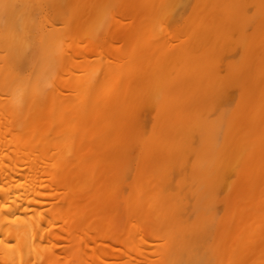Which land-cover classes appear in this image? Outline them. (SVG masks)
I'll return each mask as SVG.
<instances>
[{
	"label": "bare ground",
	"instance_id": "1",
	"mask_svg": "<svg viewBox=\"0 0 264 264\" xmlns=\"http://www.w3.org/2000/svg\"><path fill=\"white\" fill-rule=\"evenodd\" d=\"M0 264H264V0H0Z\"/></svg>",
	"mask_w": 264,
	"mask_h": 264
}]
</instances>
